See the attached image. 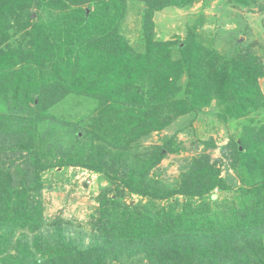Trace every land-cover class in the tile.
I'll return each mask as SVG.
<instances>
[{"label": "trees", "instance_id": "1", "mask_svg": "<svg viewBox=\"0 0 264 264\" xmlns=\"http://www.w3.org/2000/svg\"><path fill=\"white\" fill-rule=\"evenodd\" d=\"M213 1L264 15V0H0V264H264V55L243 39L220 53L198 22L183 38L156 35V14ZM69 100L85 108L75 122L56 114ZM206 113L236 124L234 176L205 153L210 138L177 181L155 180L169 154L198 147L178 135ZM62 167L107 183L86 245L63 220L44 230L43 174ZM233 190L231 202L214 192Z\"/></svg>", "mask_w": 264, "mask_h": 264}, {"label": "rangeland", "instance_id": "2", "mask_svg": "<svg viewBox=\"0 0 264 264\" xmlns=\"http://www.w3.org/2000/svg\"><path fill=\"white\" fill-rule=\"evenodd\" d=\"M157 24H163L158 28L156 35L163 40L183 38L187 28L194 23H199L198 33L202 41L210 43L220 53H230L233 51V45L237 39H243L245 43H255L254 52L262 58L264 55V15L257 12H248L246 10H225L219 8L218 2L213 1L208 7L202 8L200 3L195 4L189 9L167 8L156 14ZM138 21L136 16V7L130 8L129 17L126 24V35L130 42L134 44L138 35ZM264 61V57H263ZM261 91L264 95V78L259 80ZM85 108L75 106L72 108V101L63 102L57 108L56 114L76 121L83 115ZM188 118L179 119L168 131L159 135L153 134L145 142V145L159 144L160 138L164 134H172L175 128L185 125ZM235 123L227 125L219 122L209 113L199 115L192 123V128L185 134H179L178 138L186 148H191L192 142L196 141L195 150H186L178 155L169 154L151 171L155 180H162L165 183L173 184L179 178L180 172L187 164L188 158L193 155L203 153V145L199 139L208 140L212 138L216 146L208 148L205 153H209L211 162L220 161L222 169L221 176L233 175L232 169L228 168V142L230 138H235L237 130ZM101 174L93 173L80 167H62L53 169L43 174L45 188L42 191V201L44 208V217L46 226L44 230L49 231L50 223L54 220H63V226L68 228V234L78 242L84 245L91 240L87 234L92 231L93 219L98 208L97 196L100 188L107 186L105 181L101 180ZM219 202L233 201L236 191L216 192ZM141 198L135 195L125 196L127 203H136ZM164 202L160 203V206ZM19 234H17L18 236ZM124 264H141L131 261ZM143 264V263H142Z\"/></svg>", "mask_w": 264, "mask_h": 264}]
</instances>
